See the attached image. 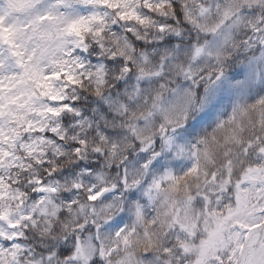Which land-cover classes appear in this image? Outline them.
Listing matches in <instances>:
<instances>
[{"label": "clouds", "instance_id": "clouds-1", "mask_svg": "<svg viewBox=\"0 0 264 264\" xmlns=\"http://www.w3.org/2000/svg\"><path fill=\"white\" fill-rule=\"evenodd\" d=\"M0 264H264V0H0Z\"/></svg>", "mask_w": 264, "mask_h": 264}, {"label": "snow or ice", "instance_id": "snow-or-ice-1", "mask_svg": "<svg viewBox=\"0 0 264 264\" xmlns=\"http://www.w3.org/2000/svg\"><path fill=\"white\" fill-rule=\"evenodd\" d=\"M254 179V178H253ZM93 199H95V197H93ZM260 225L259 224H256V225H252L253 228H257L259 227Z\"/></svg>", "mask_w": 264, "mask_h": 264}]
</instances>
